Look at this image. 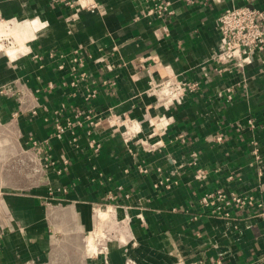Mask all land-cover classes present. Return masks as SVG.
<instances>
[{
	"label": "crops",
	"instance_id": "1",
	"mask_svg": "<svg viewBox=\"0 0 264 264\" xmlns=\"http://www.w3.org/2000/svg\"><path fill=\"white\" fill-rule=\"evenodd\" d=\"M167 1L160 16L145 0H0L5 21H42L0 54V264H264V50L211 69L220 12L264 0ZM74 49L87 77L72 86L57 65ZM161 81L199 87L164 105ZM55 109L73 122L61 136ZM216 188L262 205L211 215L198 199Z\"/></svg>",
	"mask_w": 264,
	"mask_h": 264
},
{
	"label": "built area",
	"instance_id": "2",
	"mask_svg": "<svg viewBox=\"0 0 264 264\" xmlns=\"http://www.w3.org/2000/svg\"><path fill=\"white\" fill-rule=\"evenodd\" d=\"M53 2H63L69 6L73 5V0H51ZM149 3L146 13L172 14V8L170 2L167 0H145ZM93 7L92 5L90 8ZM218 31L221 36V46L215 51L211 57V61L214 64L211 68L215 74L221 75L228 72H241L245 64H248L253 55L264 50V12L254 7L247 5H233L225 8L220 12L217 17ZM52 56V54H50ZM83 51L72 50L71 55L59 54V58L62 62L58 63L59 69H68L69 73L73 76L71 85L74 86L77 82L76 76L79 78H86L87 74L82 69L84 65ZM65 61L67 66L65 68ZM204 77L210 76V71L203 72ZM102 83L106 85H114V81L108 78L104 79ZM199 87L198 81H180L177 83L169 84L162 81L157 83L154 87L153 94L158 104L170 105L180 101L181 93L184 88L188 90H196ZM227 91L231 92L232 88ZM95 94L94 89H87L85 98L91 97ZM231 94H227V98L230 99ZM59 110H62L61 108ZM53 110L57 114L54 119V135L61 136L67 128H70L72 120L65 118L61 120V111ZM80 116V115H78ZM86 119L92 126L94 124V115L88 113ZM108 126L115 129L119 126L129 124L134 126L133 120L126 115H114L110 114L104 117ZM80 124L81 119H77ZM250 126L254 125L252 119L248 120ZM136 130L135 128H133ZM136 132V131H134ZM221 137H217L219 140ZM73 139H75L73 137ZM130 137H123L124 141L129 140ZM91 143L95 147L99 146L98 143ZM148 151L156 150L163 144L160 140L148 143ZM196 177L199 180L205 179V172L202 169L197 170ZM198 204L201 208L206 210L211 215H228V211L233 207L243 208L245 206L254 205L256 208L261 207V202L256 201V198L247 193L238 192L236 190L226 191L221 188L204 190L198 199ZM129 261L126 262L128 264ZM210 264H222L219 259L211 260Z\"/></svg>",
	"mask_w": 264,
	"mask_h": 264
},
{
	"label": "bare ground",
	"instance_id": "3",
	"mask_svg": "<svg viewBox=\"0 0 264 264\" xmlns=\"http://www.w3.org/2000/svg\"><path fill=\"white\" fill-rule=\"evenodd\" d=\"M41 24L42 21L39 18H35V19L33 18L31 20L14 23V24L9 23V21L0 20V39L2 38V36L12 35L14 39L16 38L17 40L22 41L24 38L30 37V33H32L33 29L37 28ZM10 50L11 47L3 48L0 42V54L5 53L7 55L9 54L8 52Z\"/></svg>",
	"mask_w": 264,
	"mask_h": 264
},
{
	"label": "rangeland",
	"instance_id": "4",
	"mask_svg": "<svg viewBox=\"0 0 264 264\" xmlns=\"http://www.w3.org/2000/svg\"><path fill=\"white\" fill-rule=\"evenodd\" d=\"M1 20H3V21H5L3 18H0ZM12 24V23H11ZM5 37V38H4ZM3 38H2V40H0L1 41V43H2V46H3V48H7V47H11V48H14V46L16 47L18 44V42L13 38V36L12 35H5ZM20 47H21V49L22 48H24V44L23 43H21L20 44ZM20 49V50H21ZM15 57V56H14ZM13 57V58H14Z\"/></svg>",
	"mask_w": 264,
	"mask_h": 264
}]
</instances>
